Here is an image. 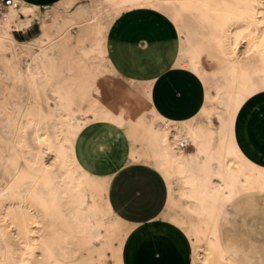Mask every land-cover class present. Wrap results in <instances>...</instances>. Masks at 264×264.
<instances>
[{"label": "bare ground", "instance_id": "obj_1", "mask_svg": "<svg viewBox=\"0 0 264 264\" xmlns=\"http://www.w3.org/2000/svg\"><path fill=\"white\" fill-rule=\"evenodd\" d=\"M13 1L16 10L0 7V81L13 91L6 110L18 117L0 133V264H126L128 223L96 189L85 163L93 130L125 122L150 134L166 207L187 244L186 264H250L233 255L224 229L241 220L231 212L241 196L264 194V163L246 126L237 132L242 107L264 94V0H72L51 6L49 23L44 7ZM141 9L174 27V68L203 85V105L188 121L161 117L150 84L123 78L108 60L112 25ZM37 15L40 33L17 42L11 33ZM71 41L75 65L64 74L58 53ZM96 75L121 94L118 102L103 99ZM71 236L78 237L76 248ZM241 245L232 246L234 253Z\"/></svg>", "mask_w": 264, "mask_h": 264}, {"label": "rangeland", "instance_id": "obj_2", "mask_svg": "<svg viewBox=\"0 0 264 264\" xmlns=\"http://www.w3.org/2000/svg\"><path fill=\"white\" fill-rule=\"evenodd\" d=\"M71 1L72 0H53L48 5L42 6L45 8V11L42 13V19L44 17V22L49 23V21L51 22L52 20L53 11L49 10L52 4L56 2L69 3ZM3 11L4 10H1L0 12ZM144 17L162 21L164 25L170 29L169 34L175 36L174 27L170 23L151 10L141 9L123 14L114 25H112L113 28L111 27L107 40L112 37L113 39L120 40L124 44L132 43L138 50H140L142 40L150 35V30L142 25V19ZM33 22H37L39 28L38 31L33 30L31 34L27 36H20L19 32L17 34L12 32V37L15 40H22V42H24L37 36L40 33V15H37ZM71 32L72 35L75 34L74 30H71ZM75 43L76 42L71 41L68 45H63L62 50L58 53V55L60 54L61 59L59 62L61 73L67 74L69 68H74ZM78 59L79 58H76V61ZM203 62L204 67L209 69V62L206 59H203ZM119 70L126 77L132 76L130 73L122 71L121 69ZM73 73L75 74V72ZM95 79L100 85V93L105 101H119L121 97L120 93L113 90V88H110L106 81L101 80L100 75H96ZM112 80H114V78ZM12 95L13 91L6 89L5 84L0 81L1 134L7 131L12 124H14L15 120L18 121V117L15 116L14 111L6 110L11 103ZM25 105L26 104H24V106ZM82 109H88V103L86 101L83 102ZM1 110H3V112H1ZM9 112L11 113L9 114ZM215 123V121H211L213 128H217ZM244 126H246V131L248 133L247 140L252 147L253 153L264 163V94L250 98L242 107L237 118V132L239 128L243 130ZM242 139L243 137L240 138L239 135L237 136V140L240 144ZM86 150V170L88 171L90 178L94 181V186L97 190L107 194L109 181L114 172L117 171L111 182L110 193L113 206L123 219L127 221L131 220L130 214L126 212L125 205L131 203L135 198L139 199L147 194L150 195V205H152V202L159 201L161 204L160 209L162 208L161 206L163 205L165 198L164 188L162 185L160 190L156 188L154 184L155 181H151L149 178V173L151 172L139 167H126L120 169V166L126 163H144L153 167L159 173L157 151L153 145L150 134L146 129L137 126L135 123L132 124L126 122L112 127H98L94 129L92 134L88 137V148ZM48 177L49 179L52 178L51 175L45 176L46 179H48ZM119 184L120 186L118 187ZM254 197H258L257 200ZM150 205L146 206L147 211L152 209V206ZM147 211L144 213L147 214ZM231 212L233 214L235 213L241 220L234 221L230 226H227L224 229L225 232L232 237H246V244H254L255 247L257 246L261 248L262 253H264V194L259 195L257 193H252L246 196H241L236 201ZM173 216L174 211L172 209L168 210L165 206L163 213H161L158 218L160 221L159 224L175 231L184 241L181 228L176 225ZM251 225H255V227ZM142 227L144 226L128 223L126 229L128 239L124 244V250H126L130 238ZM69 233L71 232L69 231ZM77 241L78 237L76 236H71V238H69V242L74 245V248L77 247ZM58 242V245L61 248H67V246L62 243V240L59 239ZM184 244L187 254V244L185 241ZM106 262L105 264H111L109 259H107Z\"/></svg>", "mask_w": 264, "mask_h": 264}, {"label": "crops", "instance_id": "obj_3", "mask_svg": "<svg viewBox=\"0 0 264 264\" xmlns=\"http://www.w3.org/2000/svg\"><path fill=\"white\" fill-rule=\"evenodd\" d=\"M23 1L41 7L48 5L53 0ZM142 25L150 30V35L142 40L140 50L132 43L124 44L120 40L110 37L107 43L109 62L123 78L150 84V101L154 110L161 117L174 122L192 119L200 111L204 101V96H202L204 88L201 81L187 70L174 68L178 55V41L169 34V28L162 21L144 17ZM33 30L38 31L39 28L37 22L32 21L30 26L20 31L19 34L27 36ZM16 41L22 42V40ZM119 69L132 76H124ZM126 167H139L151 172L149 173L150 180L155 181L154 184L159 190L161 185L163 186L165 198L161 209L159 201L152 202V205L149 204L151 203L149 194L139 199L135 198L131 203L125 205L126 212L130 214L131 219L127 221L116 212L111 200V182L117 171L112 175L107 188V200L110 208L122 221L144 226L130 238L125 250V263L186 264L184 241L175 231L159 224L158 218L163 213L168 201V188L165 180L153 167L147 164L126 163L121 165L120 169ZM147 205L152 206V209L147 211ZM146 211L147 214L144 213ZM231 221L234 222V220ZM225 236L230 241L233 255L240 254L250 264H259L264 260L261 248L258 249L259 247H255L254 244H246V239L241 238L244 236L232 237L227 233ZM239 241L243 242L241 251L234 253L232 246L240 243Z\"/></svg>", "mask_w": 264, "mask_h": 264}, {"label": "built area", "instance_id": "obj_4", "mask_svg": "<svg viewBox=\"0 0 264 264\" xmlns=\"http://www.w3.org/2000/svg\"><path fill=\"white\" fill-rule=\"evenodd\" d=\"M0 7L16 10L18 8V3L14 2L13 0H7V2H5V0H0ZM180 147L184 148L185 145H180Z\"/></svg>", "mask_w": 264, "mask_h": 264}, {"label": "snow or ice", "instance_id": "obj_5", "mask_svg": "<svg viewBox=\"0 0 264 264\" xmlns=\"http://www.w3.org/2000/svg\"><path fill=\"white\" fill-rule=\"evenodd\" d=\"M5 2H7V0H5Z\"/></svg>", "mask_w": 264, "mask_h": 264}]
</instances>
